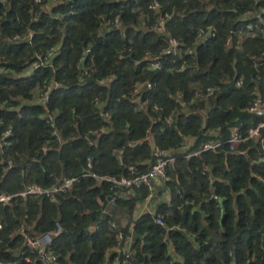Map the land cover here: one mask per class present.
Instances as JSON below:
<instances>
[{"label":"trees","instance_id":"trees-1","mask_svg":"<svg viewBox=\"0 0 264 264\" xmlns=\"http://www.w3.org/2000/svg\"><path fill=\"white\" fill-rule=\"evenodd\" d=\"M154 1L59 0L45 9V0H0V192L79 177L55 198L0 203V264H113L119 231L133 240L134 264H264V143L248 139L233 151L228 143L235 130L246 137L264 120V0H158V12L148 9ZM115 18L118 26L107 23ZM208 27L215 34L203 39ZM31 31V41L11 40ZM172 39L182 43L180 55L169 51ZM50 48L52 65L31 70ZM148 56L163 69L145 70ZM146 80L153 87L133 96ZM47 84L42 104L36 91ZM207 87L213 93L195 97ZM256 100L261 109L251 112ZM148 137L177 156L167 168L171 199L123 225L119 209L133 211L149 189L135 187L106 210L112 183L85 174L147 171ZM217 139V149L187 158ZM56 221L57 259L45 263L25 235Z\"/></svg>","mask_w":264,"mask_h":264},{"label":"built area","instance_id":"built-area-1","mask_svg":"<svg viewBox=\"0 0 264 264\" xmlns=\"http://www.w3.org/2000/svg\"><path fill=\"white\" fill-rule=\"evenodd\" d=\"M3 1V0H1ZM37 2H40L41 0H36ZM59 0H45V3L43 4V7L45 9H50L54 4H57ZM148 9L155 10L156 12L160 11L161 4L158 0L154 1L148 6ZM165 17L167 19L172 17V14L166 13ZM38 16H35V19H37ZM108 24L112 25H119L120 21L118 18H115L114 20H108ZM163 23V21L161 22ZM249 29L253 28V25L249 23L247 25ZM203 39L206 37H209L211 35L215 34V28L208 27L206 29H202L201 31ZM33 37V32L31 31L28 34L24 35H15L11 38L14 42H27L31 41ZM182 43L179 39H172L171 45L169 48V51H172L174 54L180 55L181 49L180 45ZM231 44V38L227 39L226 45ZM90 51V48L86 50V53ZM55 48H50L48 50V53L46 56H43L41 54L37 55L36 60L31 65V70L37 69L39 67L45 66V65H52L51 60L55 55ZM146 65L145 70H162L164 67L163 61L159 60L158 58H152L150 56L146 57ZM181 68H185V63L181 65ZM242 84V80L238 81V85ZM57 84L56 86H58ZM153 87V83L151 81H144L140 84H137L135 88L133 89V96L139 94V92L143 88L151 89ZM53 88V84H47L45 87L38 89L36 91V95L38 97V100L42 104H47L50 101V95ZM214 88L207 87L205 90L198 89L195 93L196 98H202L206 96L207 94L213 93ZM183 93H181V96ZM96 103H100L99 99L96 98ZM261 109V103L259 100H256L252 103L249 110L251 112H258ZM49 120L53 119V116L48 114ZM173 118H168V122H172ZM264 120L259 122L257 126L249 129L248 135L246 137L242 136L239 131H234L232 137L228 140V143L230 144V150H235L238 145L245 142L248 139L254 140V141H261L264 143ZM13 135L12 128H8L5 132L4 139L8 136ZM147 139V138H146ZM149 139V137H148ZM149 143L153 146V152H152V161L150 163V167L145 172H138V167L135 165H131L128 167V170L130 172L129 175H111V176H98L94 173L88 172L85 175H92L98 179V181H109L112 183V186L114 188L113 192L110 193L107 197V204H106V210H108L110 207L115 206L118 204L120 200H123L126 197V194L128 191H131L135 187L145 186L149 189L150 197L152 193L156 190V183L155 181L157 179H162L165 183L170 180V177L167 173V168L169 165L174 164L177 160V156L174 153H170L168 150L162 149L159 146L155 145L152 141V139H149ZM222 145V141L220 140H214L205 143L202 148L198 151H193L189 154H187V158H190L192 156L200 154L202 151H208L212 149H217ZM186 148L187 146L184 145ZM88 164L91 166V157H88ZM12 167V164L9 165V168ZM79 177L77 176H63L62 178L58 179L53 185L49 187H42L38 185L37 183H33L29 186H27L24 190H21L15 194H7L5 192H0V203H8L11 202L14 197L21 196V197H27L29 195H35V196H43L46 195L48 197L55 198L57 195L65 194L71 191V189L74 187L75 183L78 181ZM148 212L156 214L155 212H151L148 210ZM156 223L159 225H164V219L161 214H158L155 219ZM114 227L118 228L119 225L117 223L113 224ZM62 225L59 221H56L55 227L50 230L43 232L41 234L36 235L35 237H29L25 235L26 237V245L38 252V258L45 263L54 262L57 259V256L54 254L52 249L50 248L54 238L62 233ZM19 231L22 234H25V226L22 225L19 228ZM1 242V239H0ZM133 240L132 238H126L124 233L122 231H119L116 237V244L115 249L118 252L120 258L117 261L116 264H134V251L132 248Z\"/></svg>","mask_w":264,"mask_h":264},{"label":"crops","instance_id":"crops-1","mask_svg":"<svg viewBox=\"0 0 264 264\" xmlns=\"http://www.w3.org/2000/svg\"><path fill=\"white\" fill-rule=\"evenodd\" d=\"M262 107L264 108V102ZM154 143V142H153ZM153 148V146L151 145ZM156 183V190L152 193L150 197H146L143 200H140L136 207L131 211L128 208L119 209L117 216L121 219L122 224L125 225L129 217L133 219H138L143 213L147 212L148 210L151 212L157 211L160 206L164 203H169L171 199V192L165 182L162 179H157ZM128 196H132V191L127 192ZM115 248H112L111 252L115 253ZM111 252H108V262L111 258ZM118 261L117 255L112 257V263L116 264Z\"/></svg>","mask_w":264,"mask_h":264},{"label":"rangeland","instance_id":"rangeland-1","mask_svg":"<svg viewBox=\"0 0 264 264\" xmlns=\"http://www.w3.org/2000/svg\"><path fill=\"white\" fill-rule=\"evenodd\" d=\"M161 25H162V27H164V21H163V23H161ZM160 31L163 33V29H160Z\"/></svg>","mask_w":264,"mask_h":264}]
</instances>
